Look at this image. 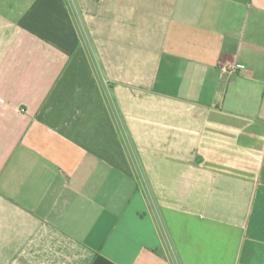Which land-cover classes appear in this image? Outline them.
Instances as JSON below:
<instances>
[{
    "label": "crops",
    "instance_id": "obj_1",
    "mask_svg": "<svg viewBox=\"0 0 264 264\" xmlns=\"http://www.w3.org/2000/svg\"><path fill=\"white\" fill-rule=\"evenodd\" d=\"M0 264H264V0H0Z\"/></svg>",
    "mask_w": 264,
    "mask_h": 264
},
{
    "label": "built area",
    "instance_id": "obj_2",
    "mask_svg": "<svg viewBox=\"0 0 264 264\" xmlns=\"http://www.w3.org/2000/svg\"><path fill=\"white\" fill-rule=\"evenodd\" d=\"M222 72H225V73H228V74L234 75L235 72H236V69H232V70H228V71H226V70L223 69Z\"/></svg>",
    "mask_w": 264,
    "mask_h": 264
}]
</instances>
